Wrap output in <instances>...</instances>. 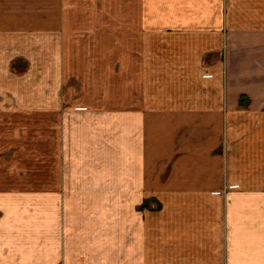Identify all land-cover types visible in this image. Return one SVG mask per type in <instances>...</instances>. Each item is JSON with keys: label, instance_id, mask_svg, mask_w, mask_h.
I'll list each match as a JSON object with an SVG mask.
<instances>
[{"label": "crops", "instance_id": "1", "mask_svg": "<svg viewBox=\"0 0 264 264\" xmlns=\"http://www.w3.org/2000/svg\"><path fill=\"white\" fill-rule=\"evenodd\" d=\"M0 264H264V0H0Z\"/></svg>", "mask_w": 264, "mask_h": 264}, {"label": "rangeland", "instance_id": "2", "mask_svg": "<svg viewBox=\"0 0 264 264\" xmlns=\"http://www.w3.org/2000/svg\"><path fill=\"white\" fill-rule=\"evenodd\" d=\"M86 44H83L82 45V47L80 46V49H82V50H86V49H88L87 48V45L85 46ZM73 46H75V44H73ZM102 46V45H101ZM97 47H99L98 46V44H97ZM66 50H68V48L66 47ZM74 50L75 51H78V49L76 48L75 49V47H74ZM118 50V49H117ZM69 63H70V59H68L67 60ZM105 62V60L103 59V60H101V63L102 62ZM112 61V66H113V70L115 69L116 71H118V66H119V64H118V62L117 61H113V60H111ZM74 63L77 65V64H83V65H85V66H87V64H88V60L87 59H75L74 60ZM73 76H75V77H77L76 75H72V77ZM116 76H117V78H116V80L115 81H113V92H112V99H113V101H118L117 103H119V101H120V99H121V97H120V93H119V77H118V74H116ZM72 77H69L68 79H67V83L66 84H68V85H71V84H73V85H75L76 84V78L74 79V78H72ZM85 77H87V76H85ZM92 77V79H96L98 82H103V78H104V75H103V73H100V74H96L95 76H91ZM84 93L85 94H88V93H90L91 95L92 94H94V91L93 90H90V88L87 86L86 88H85V91H84ZM101 93V92H100ZM66 95H64V97H65ZM51 142H49V144H48V165H52V163H54V161H55V144H56V138L54 137V135H53V132H52V128H51V138L49 139ZM38 143H39V140H38ZM36 146H33V148H32V150L35 152V151H39V148H35ZM35 155L33 154V159H32V161H30V160H28L29 161V164H28V166H30L33 170H34V168H36V165H35ZM18 165V167H21L20 166V164H17Z\"/></svg>", "mask_w": 264, "mask_h": 264}]
</instances>
